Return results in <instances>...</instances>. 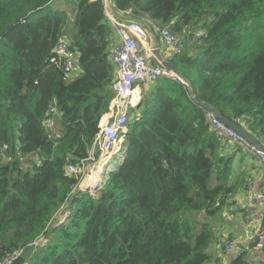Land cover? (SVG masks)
<instances>
[{"label":"trees","instance_id":"trees-1","mask_svg":"<svg viewBox=\"0 0 264 264\" xmlns=\"http://www.w3.org/2000/svg\"><path fill=\"white\" fill-rule=\"evenodd\" d=\"M53 1L0 0V261L43 239L25 264H207L216 238L208 219L236 193L220 153L226 141L187 86L162 76L142 87L97 192L80 190L81 175L65 169L100 155L94 141L114 97L113 26L103 0H76L67 31ZM113 5L180 36L172 63L192 93L264 146V0ZM64 38L81 70L75 79L49 62Z\"/></svg>","mask_w":264,"mask_h":264},{"label":"built area","instance_id":"built-area-1","mask_svg":"<svg viewBox=\"0 0 264 264\" xmlns=\"http://www.w3.org/2000/svg\"><path fill=\"white\" fill-rule=\"evenodd\" d=\"M113 1L111 0V2ZM105 15L113 23L115 32L120 37V44L108 54L109 59L116 68V77L111 86L114 97L109 104L107 113L102 116L99 122L98 133L94 141V148L100 153L98 161L103 156H109L111 153L115 155L121 150L124 136L128 132L129 112L134 109L133 106L140 100L142 87L152 85L162 76L174 77L172 73L154 67L150 62L149 56H146L139 48V44L149 47L147 45L148 35L141 26L134 22H120L107 10H105ZM121 15L132 17L129 10L122 12ZM149 27L158 36L160 49L167 54L164 60L172 62L174 57L183 51L181 37L172 32L168 26H163L156 22L150 23ZM49 62L58 64L65 74L73 73L76 66L75 53L71 49L70 42L65 39L60 40L53 49ZM57 117L58 111L53 106L48 110L43 120L44 128L49 131L52 130ZM205 118L216 137L240 147L264 167V152L247 142L230 127L222 124L213 113L207 111ZM89 160L94 161L93 158H89ZM86 168L85 163L82 161L78 166L67 165L65 172L68 176L77 177L81 175L80 180H82ZM246 199L248 202H256L264 207V192H253L248 183ZM57 218H65L64 207ZM250 240L256 250L264 251V229L261 227L253 229L250 234ZM39 241L45 240L40 239ZM217 242L224 255L240 250L241 241L236 238L221 236ZM18 254L19 252L10 255L0 261V264L13 263ZM261 264H264V259Z\"/></svg>","mask_w":264,"mask_h":264},{"label":"crops","instance_id":"crops-1","mask_svg":"<svg viewBox=\"0 0 264 264\" xmlns=\"http://www.w3.org/2000/svg\"><path fill=\"white\" fill-rule=\"evenodd\" d=\"M76 3V0H54L52 2V8L55 11H62L67 15V31H71L73 28ZM111 25L113 26L112 22ZM64 39L69 41L66 38ZM158 43L160 55L164 59L167 54L164 50L160 49V41ZM119 44L120 37L115 32L114 27H112L110 51ZM147 45L150 46L149 37ZM139 48L146 56H149V47L147 48L139 44ZM80 73L81 70L76 65L71 78H77ZM220 153L224 158L230 160L228 185L234 189L236 188V193L225 199V205L216 219H208L209 223H214L213 227L216 238L210 247L212 259L207 264H230L238 258H241L243 264H261L264 259V251L256 250L253 247L250 234L256 227L264 229V207L256 202H248L246 190L248 183L253 192H264V167L250 154L229 141L221 143ZM221 236H228L241 241L240 250L228 255L222 254L217 242Z\"/></svg>","mask_w":264,"mask_h":264},{"label":"water","instance_id":"water-1","mask_svg":"<svg viewBox=\"0 0 264 264\" xmlns=\"http://www.w3.org/2000/svg\"><path fill=\"white\" fill-rule=\"evenodd\" d=\"M103 4L105 7V10H107L118 21L125 22V23L134 22V23L138 24L139 26H141L145 30L146 34L148 35V37L150 39L149 59H150L151 64L154 67L159 68L161 70H165L166 72L172 73V75L175 78H177L178 80H180L183 84H185L187 86L188 91H189L192 99L196 103L201 105L207 111L213 113L216 116V118L222 124L230 127L231 129L236 131L240 136H242L247 142H249L250 144L257 147L259 150L264 152V146L259 144L252 136H250L247 132H245L240 126L224 119L222 116H220L218 114V112L214 108L210 107L207 104L202 103L200 101V99L192 93L190 85L183 78V76L179 73L176 65L172 62L165 61L161 57L160 50H159L158 36L151 30V28L149 27V25L146 22H144L140 19L134 18V17H125V16L121 15V13L119 11H117V9L114 7L113 2H111V0H104ZM140 103H141V99L133 106L134 110H137L139 108ZM97 190H98V187L95 186L92 191H94V193H96ZM85 191L91 193V190H85ZM35 248H36L35 244H31V245L24 247L19 252L18 256L15 258V260L13 261L12 264H25L26 261H28L31 258Z\"/></svg>","mask_w":264,"mask_h":264},{"label":"bare ground","instance_id":"bare-ground-1","mask_svg":"<svg viewBox=\"0 0 264 264\" xmlns=\"http://www.w3.org/2000/svg\"><path fill=\"white\" fill-rule=\"evenodd\" d=\"M143 29V28H142ZM144 30V29H143ZM145 31V30H144ZM141 93V92H140ZM114 156L113 153H111L109 156H103L100 160H99V164L94 167V170L91 171V174H89L90 176L85 177V181L83 182V186L86 189L89 190H93L94 186H96V184L99 181V174L100 171L102 170V168L112 159V157ZM90 169H92L90 167ZM219 249H221L220 247H218ZM228 255V254H227ZM12 264V263H11Z\"/></svg>","mask_w":264,"mask_h":264},{"label":"rangeland","instance_id":"rangeland-1","mask_svg":"<svg viewBox=\"0 0 264 264\" xmlns=\"http://www.w3.org/2000/svg\"><path fill=\"white\" fill-rule=\"evenodd\" d=\"M98 159V158H97ZM99 164V161L98 160H94V161H90L89 163H87V164H85L86 165V171H85V173H84V175H83V179L82 180H80V182H79V185H80V190H83V191H85V190H89V189H86V188H84V186H83V182L85 181V177H89L90 175L89 174H91L90 172H91V170H94V167H96L97 165ZM90 167L92 168V169H90ZM104 168V167H103ZM103 168H102V170L100 171V174H99V181H98V183L96 184V186L98 187L99 185H100V183H101V179H102V171H103ZM95 187V186H94ZM94 189V188H93ZM91 193H94V191H91ZM64 219V218H63ZM62 219V220H63Z\"/></svg>","mask_w":264,"mask_h":264},{"label":"clouds","instance_id":"clouds-1","mask_svg":"<svg viewBox=\"0 0 264 264\" xmlns=\"http://www.w3.org/2000/svg\"><path fill=\"white\" fill-rule=\"evenodd\" d=\"M57 219H58V218H57ZM58 220H61V219H58ZM39 242H42V241H39ZM39 242H38V243H39ZM38 243H34V244L37 246Z\"/></svg>","mask_w":264,"mask_h":264}]
</instances>
